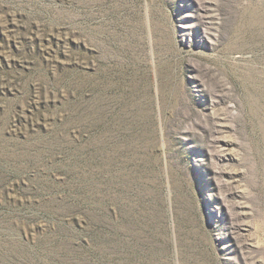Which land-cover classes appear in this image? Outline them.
Here are the masks:
<instances>
[{
  "label": "rangeland",
  "instance_id": "374dc122",
  "mask_svg": "<svg viewBox=\"0 0 264 264\" xmlns=\"http://www.w3.org/2000/svg\"><path fill=\"white\" fill-rule=\"evenodd\" d=\"M0 264H264V0H0Z\"/></svg>",
  "mask_w": 264,
  "mask_h": 264
}]
</instances>
